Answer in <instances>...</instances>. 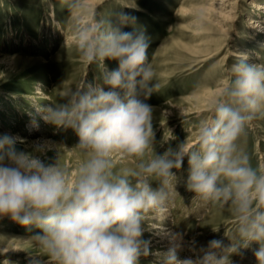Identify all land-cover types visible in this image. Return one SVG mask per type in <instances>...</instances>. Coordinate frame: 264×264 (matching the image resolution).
Here are the masks:
<instances>
[{
    "label": "clouds",
    "instance_id": "1",
    "mask_svg": "<svg viewBox=\"0 0 264 264\" xmlns=\"http://www.w3.org/2000/svg\"><path fill=\"white\" fill-rule=\"evenodd\" d=\"M68 7L88 16L86 21L77 17L74 43L84 62L103 63L102 83L84 81L61 103L38 111L46 123L71 129L78 137L75 147L88 159L70 180L59 157L45 164L16 147L23 143L20 138L0 135V218L37 229L29 240L48 264H139L149 254L150 242L142 239L145 214H168L173 169L187 157L188 190L204 201L231 206L239 242L225 246L213 239L195 259H178L177 244L157 253L162 264H231L230 257L253 242L259 244L258 264H264V169L254 168L238 143L251 122L264 115V64L238 55L229 83L210 102L213 118L199 126L197 147L190 149L184 141L158 155L154 108L146 100L159 84L149 38L136 27L137 18L123 11L126 6L108 20L89 13L83 0H70ZM202 19L198 14L197 23ZM125 26L133 31H122ZM106 59L118 61V68L109 70ZM116 157L136 165L117 171ZM153 177L159 180L156 186ZM174 239L181 240V234ZM31 264L41 261L33 257Z\"/></svg>",
    "mask_w": 264,
    "mask_h": 264
},
{
    "label": "rangeland",
    "instance_id": "2",
    "mask_svg": "<svg viewBox=\"0 0 264 264\" xmlns=\"http://www.w3.org/2000/svg\"><path fill=\"white\" fill-rule=\"evenodd\" d=\"M232 1L238 4V13L231 32L234 40L228 42L225 29L229 23L223 21L224 11L211 10L213 0H83L89 13L103 20L113 18L126 6L123 11L137 18L136 27L149 38L148 55L159 88L146 103L154 108V151L158 155L184 141L190 149L197 147L199 126L214 115L210 102L229 83L231 66L238 60L231 54L233 45L255 51L253 63L264 64V48L250 37L254 33L247 25L253 14L249 13L252 0ZM69 2L0 0V135L20 138L23 143L16 147L34 153L45 164H53L59 157L58 163L74 180L88 156L75 147L78 137L71 129H57L38 111L61 103L84 81L102 83L103 63L84 62L74 43L77 17L86 21L88 16L71 10ZM256 12L263 14L264 8ZM201 13L203 19L198 24L196 17ZM122 31H133V27L125 26ZM104 64L109 70L118 68L115 60L106 59ZM238 143L249 154L252 166L264 169V115L251 122ZM113 164L120 171L134 168L136 161L116 157ZM173 171L176 180L174 189H168L169 222L173 233L181 234L187 245L184 255L177 258L195 259L213 239L222 240L225 246L239 242L231 206L204 201L188 190L187 157L182 167ZM152 182L159 184L155 177ZM159 219L163 218L155 213L145 214L142 239L150 242L149 254L142 255L139 264L163 262L157 253L166 252L168 243L154 239L158 229L153 226ZM35 231L10 217L0 218V264H31L33 257L48 264L46 254L29 240ZM258 248L253 242L241 249L230 257L231 264H258L254 255Z\"/></svg>",
    "mask_w": 264,
    "mask_h": 264
},
{
    "label": "bare ground",
    "instance_id": "3",
    "mask_svg": "<svg viewBox=\"0 0 264 264\" xmlns=\"http://www.w3.org/2000/svg\"><path fill=\"white\" fill-rule=\"evenodd\" d=\"M250 4H251V7L253 8V11L250 10L249 13H251V14L253 13V14L249 18L247 25L249 26V29L251 30V32L254 33V35H252L250 37L252 39H255V41H257V43L259 44L258 47L262 49V47L264 48V13L263 14L258 13V12H256V10L264 8V0L263 1L252 0L250 2ZM236 5H238V4L236 2H233L232 0H213V2L211 3V6H212L211 10L213 12L218 11L220 13V12L224 11V13H222V15L224 16L223 21H224V23L228 22L229 26H230L227 28V30L225 29V31H228V35L226 37V41H228V42H232L234 40V37L232 36L231 32L233 30V27H235L234 21H236L237 13H238V10H237L238 8ZM228 23H227V25H228ZM232 47H233V50H231V54L233 56L245 55L248 57V61H247L248 63L256 62V61H254L255 51H252L249 48L248 49L243 48V46L241 44L240 45L235 44ZM251 52H252V55H251ZM37 93L44 95V93L41 91H38ZM43 95H42V97L40 95V97L44 98L45 96H43ZM168 112L170 113V111H168ZM157 217H162L163 219L162 220L159 219L160 222H157L153 226V228L158 229V230H156V237H154V239L160 238L161 243L167 242L168 243L166 245L167 250L170 247H174L177 244H179V247L177 248V252H176L177 254L176 255L177 256H183L185 251L187 250V245H186L185 241L183 240V238L181 240L174 239L176 234H174L172 229H171L168 214L167 215H157ZM178 259H180V258H178Z\"/></svg>",
    "mask_w": 264,
    "mask_h": 264
}]
</instances>
